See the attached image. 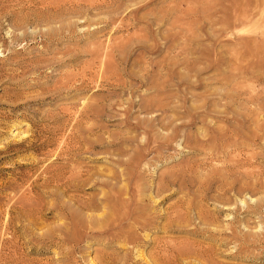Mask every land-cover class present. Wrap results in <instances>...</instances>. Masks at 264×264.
Masks as SVG:
<instances>
[{"label":"rangeland","instance_id":"374dc122","mask_svg":"<svg viewBox=\"0 0 264 264\" xmlns=\"http://www.w3.org/2000/svg\"><path fill=\"white\" fill-rule=\"evenodd\" d=\"M210 2L0 0V264H7L13 251L31 264H91L89 259L102 260L103 252L112 253L115 264H155L162 236L200 240L182 232L186 227L169 226L178 204L191 205L181 216L193 224L199 223L195 205L211 212L224 239L212 243L217 260L264 264V133L257 131L259 136L248 140L256 131L253 123L236 126L230 113L221 116L223 108L240 107L213 94L229 86L222 88L221 69L207 66L235 56H257L262 66L264 55L255 50L264 45L253 26L225 21L221 13H211ZM157 101L162 108L155 106ZM170 122L182 129L177 127L167 146L158 134ZM223 130L241 131L242 140L251 143L236 157L243 164L235 168V175L240 178L239 173L252 170L253 178L246 180L255 178L256 184L246 187L236 181L234 189L208 192L214 199L202 200L198 183L210 176L216 186L217 174H224V159L200 166L208 145L183 147L182 137L198 136L201 141L208 134L217 141L215 134ZM76 136L86 144L69 164L58 153L71 148ZM190 165L196 167L194 176L186 175L182 185L160 193L156 204L139 206L140 214L155 216L146 229L126 223L120 234L127 232L108 247L103 236L84 227L86 213L102 211L82 210L80 202L99 206L105 193L111 198L105 209L108 217L124 218L130 211L119 203L128 196L122 194L127 186L120 173L132 175L133 200L139 191L156 194L159 174L172 178ZM45 166H50L49 173ZM57 167L67 176L70 167L81 168L88 180L81 181L82 176L76 188L62 190L60 184L46 182ZM29 205L33 211L23 212ZM77 211L80 223H74ZM244 236L250 239L245 248L237 241ZM123 238L128 241L125 246L119 245ZM238 250L242 253L236 256Z\"/></svg>","mask_w":264,"mask_h":264},{"label":"bare ground","instance_id":"6f19581e","mask_svg":"<svg viewBox=\"0 0 264 264\" xmlns=\"http://www.w3.org/2000/svg\"><path fill=\"white\" fill-rule=\"evenodd\" d=\"M210 3H211V5H209V8L213 9L211 11V13L213 11H216L215 14L221 13V15L223 16L225 21L232 20L229 23H231V22L236 23L239 26L240 25H251V26H253V29L260 36V40L262 42L261 45H264V0H211ZM216 7H219V9H214ZM209 8L207 7L206 11L209 10ZM210 15H212V14H210ZM212 16H214V15H212ZM255 17H256V19H254ZM254 38L256 40L257 37H254ZM253 49H255V48H253ZM256 49L257 50H255V51H257L259 54L264 55V48L260 47V45H257ZM253 59H254V61H253ZM253 59L250 60L247 58L244 59L242 57L235 56L231 60L229 59L226 61H216V62H211V63L208 62L209 64H207V66L209 68H213L215 70L221 69L220 70L221 73H219L218 75L220 77L221 83L223 84L222 88L228 87V86H229L228 89L230 88L229 90L227 88H225V89H227L226 92H223V93L222 92H214L213 94L216 97L218 96V99L221 101L222 100L223 101L228 100L229 103L227 102V105L232 103L231 107L232 106L233 107L234 106L240 107L239 108L240 111H237L234 108L233 109L231 108V110L228 111L227 109L224 110V108H223V111L220 112L221 116L223 114L227 115L228 113H230L229 115H231L234 118L233 122H235L236 126H242L243 124H245V126H248L246 124H249V123L254 124L256 131H254V133H252V136H251L250 132L252 131V129L253 130H255V129L253 127H252V129L250 128L249 136H251L250 138H252V139L249 138L248 140H253L255 137L259 136L258 132L260 133V131H261V133H264V99L261 100V96H264V83H263V81H264V65H262V66L258 65L259 62L257 63V61H258L257 56H255ZM223 91H225V90H223ZM218 99H216V100H218ZM210 102L215 103V101L212 102V99L210 100ZM147 105H144V106H147ZM222 105L224 107L226 106V104L225 105L222 104ZM155 106L157 108L163 107V105L160 104L159 101H157L155 103ZM223 106H221V107H223ZM205 109H206V107H205ZM201 111H202V109H201ZM204 111L206 112V110H204ZM208 111H211L212 113H214V110H211V108L210 109L208 108ZM199 113H200V111H199ZM202 113L203 112H201V115H202ZM219 117H220V115H219ZM222 119L224 120V122H226V121L228 122V118L222 117ZM145 123H147V122H145ZM177 127L181 128V126H178V125L176 126L173 122H170L167 125H165L164 127H162L161 130L165 131V132L158 134L160 141H162L167 146H171V144L169 142H171L170 140L173 137V132L175 130H177ZM76 128L77 127H75V129ZM218 132H219L218 134L217 133L215 134L218 136L217 141H216V139L214 140V138L211 139V137L208 136V134H206L207 136L204 135L207 138L203 139L201 141L197 140V139H200V138H197L198 136H195L197 139L194 138V136H192V137L187 136V134H183V137H182L184 140L183 141V144H184L183 147L189 148L192 145H196V144L208 145V147L206 149H204L201 153L202 159L199 162L200 166L204 165L206 167V165L209 162H211L213 160L218 161L219 158L220 159L222 158V159H224V161H227V162L223 161L222 167H221L222 170L224 171V174H220V171H219V174H217L219 176V178L215 182H219V183H217L216 186H214V180L210 176H206L204 179H202L200 181V183H198V190L200 191L199 193H202L201 194L202 200L203 199L204 200L214 199L212 195L209 196L208 192H213V194L217 195L216 192L218 193L219 191H222V192L224 191V193H226V191L228 189H234L233 185L235 184L236 181L239 182L242 186L244 185L246 187H253L256 184V180H254L255 178L252 181L250 180V182L246 180L249 177L253 178L254 172L252 170L249 172L239 173L240 178H236L237 176L235 175V173H236L235 168L237 166L243 164L239 159H237V158H239L237 156L240 153L241 148H243L244 145H249L247 143H250V142L248 140L247 141L242 140V138H244V134H242L241 131H236V130H225L224 131L223 130V131H218ZM255 132H257V134H255ZM189 135H191V134H189ZM253 135H255V136H253ZM214 137L216 138V136H214ZM71 139H73V138H71ZM72 142H71V148L67 147V150H63L61 153H58L59 157L66 159L69 164H72L74 161L73 157H75V155L77 153H80V150L83 148V146L81 148V145L86 144L82 137H77L75 140H72ZM249 157H250V155H249ZM251 160H252V157L249 158V163H248L249 165H251V162H252ZM67 162H65V163H67ZM246 162H247V160H246ZM22 165H24V164H17L15 166H22ZM25 165H27V164H25ZM30 165L33 166V164H30ZM66 166L67 165H65V167ZM81 168H82V166H81ZM81 168L76 170L75 168L70 167L68 170L69 175L67 176L65 173L66 170L64 171L62 169V167H57L54 169V172L51 173V176L48 177V179H46V182L52 183L54 186H57L60 184V186L63 187L62 190H65V189L68 190L69 188H71V189L76 188L77 184L80 182L79 181L80 178L82 176L84 177L86 175V173H82ZM44 170L49 173V171H51L50 166H45ZM173 170H174V168L172 169V171ZM195 174H196V167L194 165H190L189 167H187V169L185 171H179L175 176H172V178H169L167 176V173H164L161 176L159 174L157 180L154 181L155 182L154 190L156 191V194L150 193V192H145V191H139L138 192V190H137V192L139 193V194H136L138 196V198L136 197L137 199L135 198L132 200V195H131L130 186H129L130 183L133 181V178H131L132 175L130 174L131 175L130 176L128 173L122 172V173H120V176L124 177V183H125L124 187L127 186V190L122 194L128 195V196L126 198L122 197L121 199H119V203L121 205L125 206L126 208H129L130 211L129 212L127 211V215L124 218L121 215L118 216V214L115 215L113 218L108 217L107 213L105 212V209L110 208V204H109L110 202L109 201H111V198L105 193L104 196L101 198V205H99V206L94 205L93 203H91V201L80 202L79 208L82 210L83 209H86V210L101 209V211H102L101 214H96V213L95 214L94 213L88 214V213H86L84 215V218L86 220L84 227H86V229L88 231H90L89 233H91L92 235L96 234L99 236H103L105 241H106L103 243V245L109 247L111 245L110 243H112L115 240V237L121 238V237H123L121 235L123 233L127 232V231H125V232H122V234H120V230L124 226V224L127 223L131 227L132 224L136 222L137 224L140 225V227L142 229H146L149 222L155 218V216L154 217L150 216V214L146 213V212L140 214L138 211L139 206H143L144 202L156 204L157 200H158L157 197H158V195H160V193L165 192L166 189H168V188L171 190L172 187H175V186L177 187V184L179 182H180V185H182L183 182L185 181L186 175L192 177ZM78 178H79V180H78ZM114 179H116V178H114ZM87 180H88L87 177L86 178L84 177V179H81V181H83V182H87ZM75 181H76V183H75ZM107 184L113 185L112 180L111 181L109 180V182ZM23 197H25V196H23ZM198 201L200 202L201 200H198ZM203 202L205 203V201H203ZM140 203L142 205H140ZM24 204L26 205V203H24ZM188 205L189 204H187L186 206H183V205L178 204V205H175L173 207V210H172L173 217H172V220H170L169 226H175L177 228L186 227L187 229L183 230L182 232L188 233L189 235H192V236H198V237H200V240L199 239L194 240V239H190L188 237H177L174 234L162 236L157 242V247H156V253L157 254H156V257L154 256L155 258L153 259V262L155 264H183L182 260H184V261H186L185 264H191V262H193V264H226V263H224L220 260H217L215 258V252H216L215 246L216 245L213 246L212 243L214 244V243L219 242V244H220V242L224 240L221 238L222 236L218 232L219 230L216 229L217 226L215 224V221H216L215 218H213L211 216L212 214L211 215L209 214L211 212L207 211L208 208H207V210H205L206 208L204 209L203 206L195 205V207H193V206L192 207H193V210L195 211V214H196L195 217L199 221V223H198L199 225L190 223L188 221H186V222H188V223H186L185 220H182L184 218L181 216V213L183 212V209L189 210L191 208V205H189V206ZM22 210H23V212L28 213L32 210V207H30V205H29V207H27V208L24 207V209H22ZM188 210H186V211H188ZM159 211H161V210H159ZM162 211L164 214L165 209ZM78 213H75L77 215L74 217V223L75 222L80 223L81 214L80 213L78 214ZM186 214L187 213H185V215ZM182 215H184V214H182ZM179 216H181V217H179ZM191 225H194V228L192 227L193 229H190ZM188 227H189V229H188ZM127 230L129 231V229H127ZM122 231H124V230H122ZM231 234H233V233H231ZM231 236L235 237L236 235L233 234ZM245 236H247V235H245ZM245 236L242 239L237 238V241L239 242L240 247L245 248V246L248 245V242L250 239L245 237ZM117 243H119V241ZM14 244H15V242H14ZM126 244H128V241H126L124 239L123 241H121V244H119V245L125 246ZM240 247H239V249H242ZM137 251H138L137 256L139 258H141L142 260H145L144 261L145 263H148L149 260H147L145 258L142 251H140V250H137ZM239 253H242L241 250H238L235 255L238 256ZM102 254H103L102 260H95L92 258L89 259L91 264H115L116 263L112 253L103 252ZM16 256L17 255H15V253L13 251V255H11V257H9L7 264H31L30 260L23 262L22 260L19 259L21 256L19 258ZM23 257H22V259H24Z\"/></svg>","mask_w":264,"mask_h":264}]
</instances>
